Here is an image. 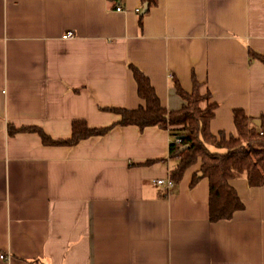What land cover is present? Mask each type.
Wrapping results in <instances>:
<instances>
[{"label": "crops", "instance_id": "0c3cea01", "mask_svg": "<svg viewBox=\"0 0 264 264\" xmlns=\"http://www.w3.org/2000/svg\"><path fill=\"white\" fill-rule=\"evenodd\" d=\"M0 0V264H264V186L230 181L245 208L210 221L201 161L170 179L172 129L90 128L146 108L132 67L178 112L195 82L215 105L218 140L238 138L234 111L264 116V0ZM139 10V12H137ZM72 33L73 38H64ZM149 162V164H148ZM174 183V182H173Z\"/></svg>", "mask_w": 264, "mask_h": 264}, {"label": "trees", "instance_id": "16d2710c", "mask_svg": "<svg viewBox=\"0 0 264 264\" xmlns=\"http://www.w3.org/2000/svg\"><path fill=\"white\" fill-rule=\"evenodd\" d=\"M120 5L124 0H110ZM159 0H142L149 8ZM149 10V9H148ZM147 10V12H148ZM252 59L264 64V55L249 52ZM138 83V94L146 102V108L137 110H116L121 120L106 128H90L83 120L73 122L72 136L66 140H54L41 128L24 126L20 129L10 128L16 132L38 133L44 144L48 146H75L92 136H104L116 126L136 125L141 129L159 127L172 129L174 142L170 145V159L176 160L171 169L170 179L179 184L188 169L201 161L200 170L194 175L192 186L202 178L210 182V221H229L234 214L245 208L237 191L230 181L246 178L252 188L264 186V116L259 119L250 118L244 110L234 111V122L238 138L220 140L210 130V123L215 116V105L202 109L201 104L206 96L200 93V86L195 82L192 94L186 93L178 82L177 92L186 101V105L178 112H170L162 107L160 99L151 82L139 69L132 67ZM181 142L177 143L176 140ZM188 148L182 150V148ZM149 164V162H148ZM203 176L199 177V173Z\"/></svg>", "mask_w": 264, "mask_h": 264}, {"label": "built area", "instance_id": "2783aa9c", "mask_svg": "<svg viewBox=\"0 0 264 264\" xmlns=\"http://www.w3.org/2000/svg\"><path fill=\"white\" fill-rule=\"evenodd\" d=\"M117 10L121 11L122 10V7L121 6H118ZM139 12V10L137 11ZM64 38H73V34L72 33H67ZM177 143H180L181 140L180 139H177L176 140ZM160 185H166L167 187L171 188L173 186V181L171 179L167 180V181H164V180H160L158 182Z\"/></svg>", "mask_w": 264, "mask_h": 264}, {"label": "water", "instance_id": "95a60500", "mask_svg": "<svg viewBox=\"0 0 264 264\" xmlns=\"http://www.w3.org/2000/svg\"><path fill=\"white\" fill-rule=\"evenodd\" d=\"M148 8H149V4H144V13L148 10ZM186 148H188V146H186L185 148H182V150H184V149H186ZM203 176V174L200 172L199 173V177H202Z\"/></svg>", "mask_w": 264, "mask_h": 264}, {"label": "rangeland", "instance_id": "374dc122", "mask_svg": "<svg viewBox=\"0 0 264 264\" xmlns=\"http://www.w3.org/2000/svg\"><path fill=\"white\" fill-rule=\"evenodd\" d=\"M119 6H121V5H119ZM149 9V8H148ZM147 12V11H146Z\"/></svg>", "mask_w": 264, "mask_h": 264}]
</instances>
